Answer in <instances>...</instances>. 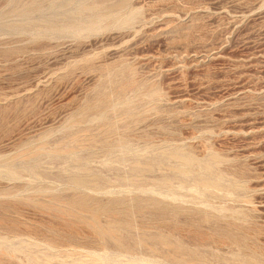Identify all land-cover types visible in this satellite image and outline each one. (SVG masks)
Wrapping results in <instances>:
<instances>
[{
    "label": "rangeland",
    "instance_id": "1",
    "mask_svg": "<svg viewBox=\"0 0 264 264\" xmlns=\"http://www.w3.org/2000/svg\"><path fill=\"white\" fill-rule=\"evenodd\" d=\"M194 260L264 263V0H0V264Z\"/></svg>",
    "mask_w": 264,
    "mask_h": 264
},
{
    "label": "bare ground",
    "instance_id": "2",
    "mask_svg": "<svg viewBox=\"0 0 264 264\" xmlns=\"http://www.w3.org/2000/svg\"><path fill=\"white\" fill-rule=\"evenodd\" d=\"M36 150H38V149H36ZM34 153H36V152H34ZM27 157H28V156H27ZM22 158H23V157H22ZM25 158H26V157H25ZM215 159H216V158H215ZM217 161H218V160H217ZM183 162H184L185 164H187V165H190V164H194V163L197 162V161H195L194 159H192V158H190V157H186V158H183ZM207 168L211 170L212 167H211V166H208ZM187 169H188V168H187ZM214 169H215V168H214ZM210 175H211V174H210ZM220 175H221V174H220ZM78 177H79V176H78ZM79 178L81 179V177H79ZM73 179H74V178H73ZM76 179H77V177L74 179V180H75L74 183L76 182L77 185H78V184H79V185H82V184H84V183L86 184V181H87V180L85 181V178H84V181H85V182H84L83 180H82V182H81L80 179H77V181H76ZM82 179H83V178H82ZM218 179H219V178H218ZM218 179L213 180V181H210V180H209V177H208V180H207V178H206V179H203L202 181H200L199 184H200V186H202L203 188H209V187L212 188V186H216V185L218 184ZM78 180H79V181H78ZM71 182H72V180H71ZM87 183H88V182H87ZM202 187H201V188H202ZM214 188H215V187H214ZM214 188H213V189H214ZM17 195H18V194H17ZM49 196H50V195H49ZM86 196H87V195H86ZM86 196H85V197H86ZM88 196H89V195H88ZM31 198H33V197H31ZM49 198H50V197H49ZM54 198H55V197H52V199H54ZM56 198H57V197H56ZM56 198H55L54 200H57ZM79 198H80V197H79ZM47 199H48V198H47ZM85 199H86V198H85ZM90 199H91V197H90ZM73 200H74V199H73ZM82 200H84V197H82ZM33 201H34V200H33ZM36 201H37V200H36ZM36 201H35V202H36ZM44 201H45V200H44ZM51 201H53V200H51ZM74 201H75L76 205H77V202H78V201H79V202H83V201H81V198H80V199L77 198V200L75 199ZM76 201H77V202H76ZM28 202H32V200L29 199V198H26V197L23 198V199H22V198H21V199H18L17 205L15 204V208H17V209H16V211H14V213H17L18 215L21 214V210H20V208H21L23 205H26V204L28 205ZM54 202H55V201H54ZM57 202H59V201H57ZM71 202H72V201H71ZM38 203L42 204L43 202H38ZM50 203H51V202H50ZM50 203L47 204V205H48V206H47V207H48V208H47V209H48L47 211H50L49 209H52L51 211L53 212V209L55 210V208H50V206H51ZM83 203H84V202H83ZM33 204H34V203H33ZM40 204H39V205H40ZM53 204H54V203H53ZM58 204H60V203H58ZM62 204H64V203H62ZM66 204H70V201H68V203H66ZM66 204H65V205H66ZM39 205H38V206H39ZM44 205H46V204L44 203ZM44 205H43V206H44ZM49 205H50V206H49ZM56 205H57V204H56ZM56 205H55V206H56ZM71 205H72V203H71ZM71 205H70V206H71ZM76 205H75V206H76ZM79 205H82V206H83L82 203H80ZM29 206H32V204H31V205L29 204ZM36 206H37V205H36ZM33 207H34V206H33ZM39 207H40V206H39ZM41 207H42V206H41ZM56 207H57V206H56ZM59 207H60V209H58V210H61V209L64 208V207L61 208V206H59ZM68 207H69V206H68ZM73 207H74V205H73ZM73 207H72V209H74ZM76 207H78V205H77ZM80 207H81V206H80ZM12 208H13V206H12ZM34 208H37V207H34ZM84 208H85V206H84ZM40 209H41V208H40ZM40 209L38 208L37 210H40ZM42 209L44 210V209H45V206H44ZM66 209H67V208H66ZM72 209H71V210H72ZM76 209H77V208H76ZM80 209L82 210L83 207H81ZM13 210H14V209H13ZM13 210H12V211H13ZM56 210H57V208H56ZM63 210H65V208H64ZM71 210H70V211H71ZM74 210H75V209H74ZM74 210H73V212H74ZM81 210H80V211H81ZM12 211H11V212H12ZM40 211H41V210H40ZM61 211H62V210H61ZM94 211H95L96 213L98 212V210H94ZM94 211H93V212H94ZM66 212H69V211L66 210L65 213H66ZM73 212H71V214H72ZM93 212H92V213H93ZM111 212H112V211H111ZM48 213H49V212H48ZM50 213H51V212H50ZM56 213H57V212H56ZM60 213H62L61 216L64 214L63 211L60 212ZM69 213H70V212H69ZM69 213H66L65 215L67 216V214H69ZM76 213H77V212H76ZM57 214H59V211H58ZM73 214H74V213H73ZM73 214H72V215H73ZM59 215H60V214H59ZM74 215H75V214H74ZM55 216H58V215H55ZM68 216H70V215H68ZM77 216H78V215H77ZM83 216H84V215H83ZM93 216L95 217L96 214L94 213V215H92L91 218H94ZM73 217H74V216H73ZM78 217H80V214H79ZM83 218H84V217H83ZM83 218H82V214H81L80 220H81V219L83 220ZM86 218H87V217H85L84 219H86ZM88 219H90V218H88ZM88 219H87V221H86V220H83V222L86 221V223H87V222H88ZM96 219H97V218H96ZM96 219H95V220H96ZM208 219H209V218H208ZM61 220H62V219H61ZM98 220H99V218H98ZM203 220H204V218H203ZM91 221H92V220H91ZM225 221H226V220H225ZM89 222H90V221H89ZM95 222H96V221H95ZM78 223H79V222H78ZM112 224H113V223H112ZM100 225H102V224H100ZM128 225H131V224H128ZM103 226H104V225H103ZM113 226H114V225H113ZM91 227L95 230L96 234H98L99 236H101L100 238L107 237V239L110 238V240H111V238H114V237L116 236L115 234L117 233V230H115L116 227L114 228V227H112V226H108V227L105 226V227H102V226H97V225L93 224ZM14 228H15V227H14ZM117 228H118V227H117ZM228 229H229V228H228ZM229 230H231V229H229ZM118 233H119V232H118ZM228 233H229V232H228ZM227 235H229V234H227ZM231 235H232V234H231ZM231 235H229V236L231 237ZM117 236H118V235H117ZM117 236H116V237H117ZM234 236H235V235H234ZM118 237H119V236H118ZM118 237H117V239H114V240H116V242H114V241H113V242H114L116 245L118 244V245H119V246L117 245L118 247H124V248L127 247L128 245H127V246H123V245L121 244L122 242H120V240L117 242ZM226 237H227V236H226ZM119 238H120V237H119ZM231 238H232V237H231ZM104 239H106V238H104ZM107 239H106V240H107ZM120 239H122V238H120ZM123 239H124V238H123ZM228 239H230V238H228ZM100 240H103V239H100ZM164 240H165V239H164ZM230 241H233V242H235V243L238 244L239 242H241V239L236 238V237H233L232 239H230ZM123 242H124V240H123ZM167 242H168V241H167ZM246 242H247V241H246ZM246 242H245V243H246ZM231 243H232V242H231ZM241 243L243 244V240H242ZM241 243H240V244H241ZM123 244H124V243H123ZM240 244H238V245H240ZM247 244H248V243H247ZM141 245H142V244H141ZM248 245H249V244H248ZM50 246H51V245H50ZM176 247H177V246H176ZM127 248H128V247H127ZM252 248H253V247H252ZM2 250H3V249H2ZM4 250H5V249H4ZM6 250H7V249H6ZM255 251H256V250H255ZM7 252H8V251H7ZM182 256H183V255H182ZM176 257H177V256H176ZM178 257H179V256H178ZM178 257H177V258H178ZM172 258H173V260H174V257H172ZM179 258H180V261H181V260L183 261V259H181V257H179ZM179 258H178V260H179ZM175 260H176V258H175ZM178 260H176L177 263H178ZM186 260H187V259H186ZM180 261H179V263H180ZM187 261H188V260H187ZM198 261H199V259H198ZM256 261H257V260H256ZM249 262H250V261H249ZM249 262H248V264H249ZM182 263H183V262H182ZM182 263H181V264H182ZM250 263H251V264H259L258 262H255V261H252V260H251ZM184 264H197V263H196V261L194 260V262H192V261H191V262H187V263L184 262ZM198 264H199V263H198ZM263 264H264V263H263Z\"/></svg>",
    "mask_w": 264,
    "mask_h": 264
}]
</instances>
